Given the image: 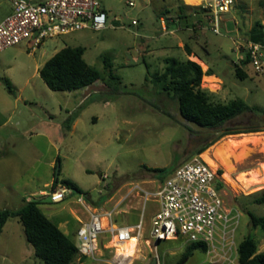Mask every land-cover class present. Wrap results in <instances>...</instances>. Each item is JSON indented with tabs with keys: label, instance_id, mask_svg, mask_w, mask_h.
<instances>
[{
	"label": "rangeland",
	"instance_id": "1",
	"mask_svg": "<svg viewBox=\"0 0 264 264\" xmlns=\"http://www.w3.org/2000/svg\"><path fill=\"white\" fill-rule=\"evenodd\" d=\"M130 1L135 5L130 6ZM102 2L108 15L105 30L49 38L35 49L23 42L0 52V209L18 210L28 200H40L41 210L76 245V232L84 219L82 207L73 198L51 203L40 196L41 191L52 190L57 169L60 180L74 182L94 201L107 196L100 207L109 208L126 196L121 206L126 212L119 216L117 224L127 219L135 223L141 219L143 208L138 210L142 201L138 193L129 195L133 186L155 189L169 175L150 169H177L217 134L189 125L180 115L178 102L152 80L154 74L163 72L166 58L181 62L189 58L187 47H178L180 41L197 56L190 60L216 74L217 78L204 76L202 81V88L213 92L215 100L241 98L255 109L256 113L240 115L226 127L264 130V72L258 74L251 66L243 67L247 73L244 80L235 73L243 58V49L238 50V45L248 38L255 21L264 19V8L258 0H238L234 11L226 15L220 34L198 27L200 22L194 16L175 19L164 33L161 15L165 16L163 10L172 6L173 0ZM180 7L176 5L175 12H171L173 18ZM11 12V1L0 0V23ZM134 20L137 24H133ZM66 46L84 47V59L102 75L103 60L109 57L113 73L121 81L120 93H109L102 81L72 92L49 89L40 69ZM3 78L10 82L15 94L8 91ZM77 111L80 121L70 135L65 121ZM247 134L224 136L200 154L206 161L203 154L211 150L212 157L220 163L217 171L224 183L221 197L239 215L232 237L234 247L222 250L215 243L216 252L199 248L181 262L191 244L185 238L162 240L151 246L141 239L128 264H152L154 258L159 264H239L236 249L249 235L264 252V229L251 224V215L264 217V203L255 202V198L262 197L264 184L251 186L254 174L264 170V131ZM217 145L222 146L223 154L232 163L228 176L224 175L226 167L219 155L212 151ZM103 175H107L105 180ZM154 208V203H147L144 237H148ZM103 241L106 243L108 237ZM105 246L100 245L98 260L79 255L73 264H117L114 250ZM0 264H44L35 256L17 218L10 219L0 235Z\"/></svg>",
	"mask_w": 264,
	"mask_h": 264
},
{
	"label": "built area",
	"instance_id": "2",
	"mask_svg": "<svg viewBox=\"0 0 264 264\" xmlns=\"http://www.w3.org/2000/svg\"><path fill=\"white\" fill-rule=\"evenodd\" d=\"M10 1L12 12L0 23V52L23 42L31 44L35 49L49 38L107 28L108 15L102 0ZM237 1L201 0L193 6L197 7L193 13L200 22L197 26L220 34L226 15L234 11ZM129 5L134 6L135 3L130 1ZM133 24H137V21L134 20ZM242 40L244 42L238 45V50L242 48L243 58H249L248 66L258 74L263 73L264 40ZM101 178L105 180L107 175ZM219 181L222 180L218 171L213 170L201 155H195L153 190L134 185L129 195L132 192L138 193L143 204L141 219L135 225L117 224L116 218L123 211L121 206L126 196L109 208L95 207L86 195L64 185H59L50 192H41L40 196L48 198L51 203H61L73 198L88 215L87 220L81 221L76 233L80 255L98 260L100 245L110 244L105 247L114 250L117 264H128L132 257L125 252V245L132 238L138 240L136 251L140 239L151 246L157 241L179 237L190 243L206 245L209 253L217 251L215 243L221 245L222 250H231L234 247L232 237L236 227L235 219L239 215L235 209L225 205L218 188ZM148 202L156 204L157 209L150 221L148 237H144V214ZM104 237H108L106 243L103 241Z\"/></svg>",
	"mask_w": 264,
	"mask_h": 264
},
{
	"label": "trees",
	"instance_id": "3",
	"mask_svg": "<svg viewBox=\"0 0 264 264\" xmlns=\"http://www.w3.org/2000/svg\"><path fill=\"white\" fill-rule=\"evenodd\" d=\"M264 8V0H258ZM197 7L183 5L179 8L180 18L192 17ZM248 39L260 42L264 40V19L256 20L248 31ZM187 47L189 56L192 50ZM86 49L84 47L66 46L56 52L40 69V76L49 89L53 91H77L92 86L98 81H102L109 93L119 94L121 81L113 73V62L109 57L104 58V75L99 70L90 66L84 59ZM249 58L244 57L236 65V76L242 80L247 78V73L243 67L248 66ZM215 73L208 69L204 71L202 66L195 61L187 59L184 62L176 58H167L166 67L162 73L152 76L154 83L159 84L162 91L169 97L176 100L179 105L180 115L188 124L197 126L204 130L217 132L211 142L198 148L194 155H200L207 148L227 135L247 134L260 132L258 128L233 129L226 127V124L248 112L256 113L255 109L249 106L243 99L236 98L228 102L215 100V94L202 88L204 76H211ZM8 91L15 94L10 82L4 79ZM80 111L74 112L66 119L67 130H70L74 121L78 118ZM187 127V126H186ZM191 132L192 129L187 127ZM150 171L155 173H168L170 176L175 168H154ZM221 174L222 171H219ZM59 185L67 186L74 191L86 195L89 202L95 207L108 198L101 196L98 200H93L89 194L82 190L70 180H60L55 176L52 183V190ZM224 187L222 181L218 182V188ZM256 203H264V191L262 197L255 198ZM42 201L31 199L18 210L0 209V235L6 223L17 218L24 227L27 241L33 246L35 256L40 258L44 264H73L79 257V249L71 238L40 208ZM253 228L264 229V217L251 215ZM206 252L207 247L202 243L189 244L184 252L181 262L190 258L197 249ZM239 264H264V252L259 251V242L251 235L247 236L237 248Z\"/></svg>",
	"mask_w": 264,
	"mask_h": 264
},
{
	"label": "bare ground",
	"instance_id": "4",
	"mask_svg": "<svg viewBox=\"0 0 264 264\" xmlns=\"http://www.w3.org/2000/svg\"><path fill=\"white\" fill-rule=\"evenodd\" d=\"M188 4H199L200 3V0H185ZM202 63V62H201ZM203 64V63H202ZM204 65V64H203ZM207 78V77H206ZM208 79V78H207ZM213 79V77H212ZM241 135V134H240ZM249 134H243V136H248ZM251 135V134H250ZM260 136V135H259ZM228 138V137H227ZM244 139V138H243ZM260 139V138H259ZM223 140V139H222ZM226 140V139H225ZM251 140V139H250ZM253 140V139H252ZM228 141V140H227ZM257 143L258 141L255 140ZM262 141V140H261ZM234 143V142H233ZM232 143V144H233ZM238 143V142H237ZM226 146V145H225ZM234 146V145H232ZM237 146V145H236ZM239 146V144H238ZM247 146V145H246ZM250 147V146H249ZM213 150L212 151H215L216 155L218 156L219 155V158L221 159V163L226 167V172L227 174L225 173L224 175L225 176H228V173L231 172L232 170V166L229 162V158L228 157H225V154H223V150H222V146H214L212 148ZM241 149V147H240ZM227 155V154H226ZM203 157L205 158L206 162L211 166V168L213 170H217L220 163L218 161H216L212 155H211V150L209 151H206L204 154H203ZM215 157V156H214ZM249 157V156H248ZM244 158V157H243ZM220 161V160H219ZM233 162V161H232ZM231 182V181H230ZM252 185H259V184H264V170L262 172V174H254L252 180H251ZM243 187V186H242ZM245 187V186H244ZM248 190V189H247ZM138 244V240L136 238H132L126 245H125V252L127 253V255H129L130 257H134L135 256V253H136V246ZM140 253V252H139ZM142 254V253H141ZM145 256V255H144Z\"/></svg>",
	"mask_w": 264,
	"mask_h": 264
},
{
	"label": "crops",
	"instance_id": "5",
	"mask_svg": "<svg viewBox=\"0 0 264 264\" xmlns=\"http://www.w3.org/2000/svg\"><path fill=\"white\" fill-rule=\"evenodd\" d=\"M201 1V0H200ZM183 6V5H187V6H191V7H193V6H195L194 4H188L185 0H173V2H172V6H170V7H167L166 9H164L163 11V13L165 14V16L164 15H161V20H162V30L164 31V33H167L168 32V30H169V27L173 24V23H175L176 22V20L175 19H181L180 18V12L176 15V18H173L172 16H171V12H175V6ZM104 6V5H103ZM105 9V8H104ZM162 14V13H161ZM166 19V20H165ZM198 19V18H197ZM198 22V21H197ZM188 27V29L189 30H192V28H190L189 27V25L187 26ZM164 28H166L167 30L165 31L164 30ZM180 30H181V28H179ZM170 33H173V31H171ZM42 45V44H41ZM184 46H185V42H183V41H180L179 42V44H178V47H180V48H184ZM193 56H195V57H197L196 55H194L193 54V51H192V57L191 56H189V58L188 59H190V58H193ZM167 59V58H166ZM166 59H165V64H166ZM45 64V63H44ZM43 67V66H42ZM166 67V66H165ZM165 69V68H164ZM164 69H163V71H164ZM206 77H213V78H217V76H216V74H214V75H211V76H206ZM72 114V113H71ZM80 114H79V116H78V118L74 121V123H73V125H72V127H71V129L70 130H68V132H69V134L70 135H72V134H74V132H75V130H76V128H77V125H78V123H79V121H80ZM54 164V163H53ZM172 175V174H171ZM166 180V179H165ZM164 181V180H163ZM162 181V182H163ZM161 182V183H162ZM157 186V185H156ZM155 186V187H156ZM41 192H44V191H41ZM40 192V193H41ZM108 200V199H107ZM106 201V200H105ZM104 201V202H105ZM142 201H141V204H140V206L138 207L139 209L138 210H140L141 208H142ZM122 209V208H121ZM156 209H157V206H156V204H155V208H154V212L156 211ZM123 210V209H122ZM125 210H123L122 212H121V214H125ZM139 212V211H138ZM154 212H153V214H154ZM83 215H84V219L82 220V221H84V220H87V218H88V215L86 214V213H82ZM120 214V215H121ZM153 214L151 215V217H150V219H149V221H151V218H152V216H153ZM118 218H119V216L116 218L117 220H118ZM81 223V222H80ZM136 223H138V222H132V221H130L129 219H127V221L126 222H124V223H122L121 225H135ZM145 224L146 223H144V226H145ZM150 225V224H149ZM80 226H81V224H80ZM60 227V226H59ZM61 228V227H60ZM146 231V230H145ZM145 231H144V233H145ZM66 234H67V232H65ZM77 233V232H76ZM143 233V234H144ZM141 240V239H140ZM260 245V244H259ZM236 251H237V249H236ZM260 251V250H259ZM260 252H262V251H260Z\"/></svg>",
	"mask_w": 264,
	"mask_h": 264
},
{
	"label": "water",
	"instance_id": "6",
	"mask_svg": "<svg viewBox=\"0 0 264 264\" xmlns=\"http://www.w3.org/2000/svg\"><path fill=\"white\" fill-rule=\"evenodd\" d=\"M59 175V169H57V173H56V177H58ZM159 241H157L158 243ZM152 264H157V258H154L153 261H152Z\"/></svg>",
	"mask_w": 264,
	"mask_h": 264
},
{
	"label": "flooded vegetation",
	"instance_id": "7",
	"mask_svg": "<svg viewBox=\"0 0 264 264\" xmlns=\"http://www.w3.org/2000/svg\"><path fill=\"white\" fill-rule=\"evenodd\" d=\"M201 141V140H200ZM202 141H205V139L203 138Z\"/></svg>",
	"mask_w": 264,
	"mask_h": 264
}]
</instances>
